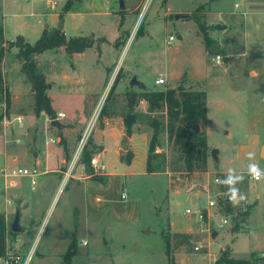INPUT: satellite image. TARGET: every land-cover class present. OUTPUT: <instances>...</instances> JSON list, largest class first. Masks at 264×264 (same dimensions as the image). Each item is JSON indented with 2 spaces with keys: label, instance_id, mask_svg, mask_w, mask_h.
<instances>
[{
  "label": "rangeland",
  "instance_id": "374dc122",
  "mask_svg": "<svg viewBox=\"0 0 264 264\" xmlns=\"http://www.w3.org/2000/svg\"><path fill=\"white\" fill-rule=\"evenodd\" d=\"M55 1L58 9L67 2ZM124 3L125 9L120 10L119 0L76 1L73 13L77 17L64 30L63 14L57 23L48 24L50 17L44 14L51 11L37 0H0V24H5L6 37L11 40L4 39L0 44V58L6 59L0 64V101L6 95L8 119L7 124L0 125V151L3 132L8 133L9 139L22 137L18 128L23 124H18L16 114L31 108L34 111L21 61L18 53L13 52L18 50L12 46L17 37L24 36L33 45L42 30L48 33L60 30L66 31L67 39L84 36L93 42L79 56L59 47L35 57L38 69L46 77L47 94L54 100V108L67 115L63 122L77 119L73 122L76 129L69 131L67 138L59 139L60 130L46 122L48 136L40 137L35 132L26 140L32 155L50 149V163L55 169L52 171L45 161L41 168L45 175H38L34 186L27 180L28 198L9 204L7 212L1 214L7 232V257H0V264H214L222 251H229L235 258L250 259L251 264H262L259 256L252 254L264 255L261 253L264 178L252 180L248 166L256 164L264 170V0H124ZM179 13L191 17L176 20ZM195 16L205 25L210 46H206ZM70 17L65 16L67 20ZM171 35L175 40L170 42ZM214 43L222 51L220 64L209 52ZM72 72L79 78L78 83L64 87L63 76L71 77ZM159 75L166 77L165 84L155 83ZM133 76L148 90L182 86L207 93L210 156L206 171L187 175L173 170L182 164L177 162L178 156L165 132V111L149 112L148 103L145 107L139 101L134 107L138 119L132 132L147 134L150 143L153 123L159 125L156 151L160 157L154 163L164 167L160 172L142 174L137 171L139 160L134 174L127 175L125 166L123 176L108 174L115 172L114 164L109 154L107 158L99 157L104 146L95 144L94 135L105 126L122 127L125 138L119 156L126 163L132 154L127 152L124 122L127 93L141 92L136 85L130 86ZM10 85L19 94L11 93ZM103 109L108 116H102ZM2 120L4 117L0 115ZM44 121L47 120L43 117ZM85 133L87 142L82 146ZM66 143L68 159L58 164ZM87 145L93 153L90 161L93 174L81 162ZM213 149L218 150V162L211 157ZM249 152L254 154L253 159L248 158ZM95 156L104 170L92 166ZM32 166L27 161L10 168ZM229 169L244 175L237 187L246 199L233 203L234 207H252L247 229L239 233L232 231L231 219L222 226L217 213L208 224L199 222L197 215L186 213L187 209L195 211L207 206L208 196L214 197L221 191L223 180L216 182L215 178L219 173L228 175ZM2 181L0 178V188ZM9 191L6 194L10 195ZM123 192L127 194L125 199L121 197ZM16 207L20 209L21 232L10 229ZM179 231L190 233L188 244L176 245L174 235ZM196 246L202 248L196 250ZM70 247H74V253L69 257L66 254Z\"/></svg>",
  "mask_w": 264,
  "mask_h": 264
},
{
  "label": "trees",
  "instance_id": "16d2710c",
  "mask_svg": "<svg viewBox=\"0 0 264 264\" xmlns=\"http://www.w3.org/2000/svg\"><path fill=\"white\" fill-rule=\"evenodd\" d=\"M76 1L67 0L63 7L64 12L71 11ZM199 24L200 29L205 37L206 46L211 45L210 38L207 34V29L198 17H194ZM140 34V33H139ZM4 42V29L0 24V44ZM12 46L18 48V57L21 61V70L30 82L34 92V113L36 116L46 114L51 119L56 118V112L52 107L51 100L48 97V84L45 75L38 69L36 56L44 53L47 50L63 47L68 54L84 53L88 48L93 46V42L84 36H75L66 38L65 33L60 30L48 33L43 31L40 38L35 44H30L23 36H18L12 43ZM0 57L2 55L0 54ZM118 80V79H116ZM112 88V91L114 90ZM128 109L125 114L124 122L126 126L127 136L132 134V127L138 119V114L134 111V107L139 101H146L149 105V112L157 109H163L166 115L165 132L168 141L177 154V162H181V167H175L173 170L184 172L187 175H192L195 172H204L207 170L208 159L210 156V147L208 145L206 124H207V93L205 91L187 90L180 86L178 88H168L163 90H148L141 89L140 93L133 90L127 93ZM108 116L106 109H103L102 116ZM193 125H199V129L192 128ZM153 136L148 146L147 157V173L153 174L160 172L164 167L160 163H154L160 157L157 153V136L160 132V127L157 123H153ZM92 143V140L90 141ZM92 152L88 145L82 153V164H84L89 174H93L90 161ZM132 154L127 158V163L131 161ZM68 156L66 157V160ZM218 165V163H216ZM223 180L227 174L219 173ZM220 192L226 193L224 200L220 199L223 206L222 211L226 215L232 216L233 228L235 233L244 232L248 226V220L252 212L251 205L244 208H235L233 203L228 199L227 186L223 183L220 185ZM5 228L4 215H0V257H7V234ZM13 234V233H12ZM174 238L177 240L176 245L188 244L191 238L190 233H175ZM169 244V243H168ZM74 247H70L69 257L74 253ZM257 254V255H256ZM253 256H259L261 262H264V255L254 253ZM67 257V256H66ZM67 259V258H66ZM259 260V259H258ZM250 259L235 258L231 256L229 251H222L220 257L214 264H251Z\"/></svg>",
  "mask_w": 264,
  "mask_h": 264
},
{
  "label": "crops",
  "instance_id": "0c3cea01",
  "mask_svg": "<svg viewBox=\"0 0 264 264\" xmlns=\"http://www.w3.org/2000/svg\"><path fill=\"white\" fill-rule=\"evenodd\" d=\"M37 1L39 3H42L45 6L44 8L50 9L51 12L44 14V15L50 17V22L48 23L50 25H52L54 22L57 23V21L60 20V15L63 14L64 30H65L67 28V26H69L71 24L72 19L77 17V14L73 13V11L76 7H73V9L71 11L64 12L63 11L64 6H62L61 9H58L57 8V2L55 0H37ZM65 16L66 17L71 16V17L69 20H67L65 18ZM1 24L3 25V29H4L5 41H11L6 37L5 24L4 23H1ZM46 26H48V25H46ZM65 32L66 31H64V33ZM41 33H43V30ZM73 37H75V36H73ZM13 52L15 54H17L18 50L13 51ZM82 54L83 53H79V54L77 53L74 55L79 56ZM2 62H6V59L3 58ZM20 65H21V62H20ZM3 70H4V68H3ZM70 74L72 75L71 77H68V75L63 76V79H64V81H63L64 85L63 86L64 87H66L67 85H69L68 87H72V85H74V84L76 85L79 81V78L77 76H73V72ZM165 79H166V77H165ZM27 82H28V86H26L27 91H28L29 97H32L31 98L32 106L34 108V101H33L34 100V92L32 90L30 82L27 80V78L25 76L24 83H27ZM9 89H10L11 93L13 92L14 94H19V91L15 92L11 85L9 86ZM65 89H67V88H65ZM12 96H13L12 97L13 101L16 102L17 100H16L15 95H12ZM50 100H51L52 107L54 108V106H53L54 100L51 99V97H50ZM140 102H141V106L143 104V106L146 107V104H147L146 101L142 100ZM54 110L57 114L59 112H61V113H64V115H65L62 118H57V120L62 124V128L58 129V130H60V134H61V136H60L61 138L59 137V139H62V138L65 139L68 137L67 134L69 131H71V130L74 131L76 129L73 126L74 125L73 122H75L77 119H71V120L63 122V119L67 118V115L65 114V112H63L62 110L57 111L55 108H54ZM16 115H17L16 118L17 117L21 118V124H23L21 127L18 128L21 131L22 137H19L18 140L12 139V138L9 139L8 133L3 132L5 137H4L3 148L0 151V168H3V167H9L10 168L15 164H20V163H24V162L28 161L33 166L32 167H26V168H32V169L35 168L37 170H40V173H38L39 176L45 175L44 170H41V168H43V166L45 165V161L47 162L46 163L47 167L51 166V163H50L51 154H49V152H51V150L49 149L48 152L37 151L36 154L33 153V155H32V153L27 148L26 144L28 141H26V140L28 139V137H30L31 133L33 134L35 132L37 134H39L40 137L48 136V126H47L46 122H48V125H50L52 123V121L47 119L48 116L46 114L45 115L41 114L39 117L36 116L32 108L30 110H28L26 113H20V114L17 113ZM43 117L46 118L47 121L43 122ZM1 123L2 122L0 121V125H1ZM13 129L17 130V126L14 125ZM0 133H1V131H0ZM94 138H95L94 139L95 144H97L98 146H104L103 152H101L99 154V157L103 156L102 157V159H103V158H107L108 154L111 156L110 162L114 164L115 172H108V174H110V175H122L123 176V175H125L124 174L125 173V167H127V175L134 174L137 171L142 173V174L143 173L149 174V173H147V157H148V146H149V142H148L149 136L147 134H143V133H140L138 131H133L130 136H127V139H128L127 140V146H128L127 152L130 151L133 154L131 161L129 163H127V162L125 163V162L121 161L120 156H119L123 152L121 142L125 138V133H124L122 127L117 128L113 125L105 126V127H103V129L101 131H99V132L96 131ZM109 142H112V144ZM55 143H56V141H55ZM66 144L67 145H66L65 151H62V153H61L62 154L61 155L62 160L58 164H62V163L66 162L65 160H66V157L68 156V152H69L68 151L69 144L68 143H66ZM34 148H38V146L34 147ZM139 160H141V161L139 163V170H137L135 168V165L138 163ZM50 169L53 171L55 168H54V166H53V168L51 166ZM35 178H34L35 183H32V179L28 178V177L17 178L15 180V183L13 186H10V185L6 186L4 181H2L3 187L0 188V191L3 192V196L0 195V199L2 200V204L0 203V215L7 212L8 208L10 206L9 203L12 205L13 203L20 202L23 198L27 197L26 191H25V188L29 185V181H27V180H30L31 185L34 186L36 184ZM8 190H10L9 192H11L10 195L6 194ZM196 202H197V198H196ZM18 209L16 207V211ZM178 233H180V231ZM261 253L264 254V252H261Z\"/></svg>",
  "mask_w": 264,
  "mask_h": 264
},
{
  "label": "built area",
  "instance_id": "2783aa9c",
  "mask_svg": "<svg viewBox=\"0 0 264 264\" xmlns=\"http://www.w3.org/2000/svg\"><path fill=\"white\" fill-rule=\"evenodd\" d=\"M175 40V37L173 35H171L169 37V41H174ZM222 54H218V55H213V59L214 61H216V63H221L222 61ZM155 83L157 85H160V84H165L166 83V79L165 77H163L162 75H159V77L156 79ZM6 111H7V97L5 95V97L3 96L1 101H0V115H3L4 117V120H2L1 122L4 123V124H7L8 123V119L6 117ZM58 118H62L64 117V113H61L59 112L58 114ZM17 122L19 124H21V118L20 117H17L16 118ZM87 134L85 133L84 137L82 138V146L85 145V143L87 142L86 139H85V136ZM92 166L96 169H101V170H104L105 167L102 163L99 162L98 160V157L95 156L93 159H92ZM38 171L37 169H32V168H26V167H14V168H9V167H3V168H0V178L3 179L5 185H10V186H13L14 183H15V180L17 178H21V177H28V178H31L32 179V183H35L34 181V178L38 175ZM252 178V180L254 181H259V180H256L254 179L252 176H250ZM221 177L220 176H217L215 178V181L216 182H220ZM227 194L226 193H223V192H219L217 193L214 197H210L208 196V202H207V206L206 207H201L199 208L198 210H195V211H192L191 209H187L186 210V213L187 214H194V215H197L198 217V221L199 222H207V224L209 223V219L210 217H216V213L218 215L221 216V219H222V226L224 225H227L229 223V219L232 220V216L231 215H226L224 214V212L222 211V208L224 205H222L220 203V199L224 200L226 198ZM121 197L123 199H125L127 197V194L126 193H122ZM10 204V203H9ZM216 208L217 209V212L214 213L213 209ZM200 248H202L201 246H196L195 249L196 250H199ZM264 264V262L262 263Z\"/></svg>",
  "mask_w": 264,
  "mask_h": 264
},
{
  "label": "water",
  "instance_id": "95a60500",
  "mask_svg": "<svg viewBox=\"0 0 264 264\" xmlns=\"http://www.w3.org/2000/svg\"><path fill=\"white\" fill-rule=\"evenodd\" d=\"M119 7H120V10H124L125 9L124 0H119ZM190 17H191L190 15L183 14V13H181V14L179 13V14L175 15V19L176 20L180 19V18H190ZM59 28L60 29L63 28V21H60ZM209 52L212 53L213 55L222 54V51L218 48L217 43H214L211 47H209ZM1 61H2V59L0 58V64H1ZM0 73H1V69H0ZM135 85L137 87H139L140 89H145L146 88L145 84L138 80L137 76H133L131 81H130V86L131 87H134ZM51 124H52V126L56 127L57 129H61L62 128V124L57 119L52 120ZM192 128L195 129V130H198L199 129V125H193ZM217 154H218V150L217 149H213L211 151V157L216 162L219 161ZM194 201H195V199H194ZM20 219H21L20 210L18 209L16 211L14 220H13V222L11 224V227H10L12 232H21V231H23V227L20 224ZM216 234H217V232H214L213 236H215Z\"/></svg>",
  "mask_w": 264,
  "mask_h": 264
},
{
  "label": "clouds",
  "instance_id": "9594fccd",
  "mask_svg": "<svg viewBox=\"0 0 264 264\" xmlns=\"http://www.w3.org/2000/svg\"><path fill=\"white\" fill-rule=\"evenodd\" d=\"M248 158L253 159L254 154L249 152ZM248 175L252 176L256 180H260L264 178V170H261L256 164H249ZM243 180V174H238L234 169H229L228 175L222 181V183L227 186L229 201L234 204H239L241 201L246 199V196L241 193L240 189L237 187V185Z\"/></svg>",
  "mask_w": 264,
  "mask_h": 264
}]
</instances>
